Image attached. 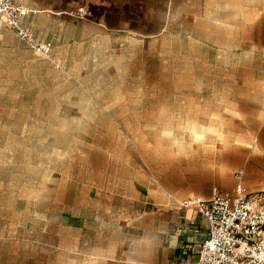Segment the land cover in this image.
<instances>
[{
    "label": "rangeland",
    "instance_id": "rangeland-1",
    "mask_svg": "<svg viewBox=\"0 0 264 264\" xmlns=\"http://www.w3.org/2000/svg\"><path fill=\"white\" fill-rule=\"evenodd\" d=\"M43 4L49 59L0 24V264L74 250L61 218L133 252L155 204L264 191V1Z\"/></svg>",
    "mask_w": 264,
    "mask_h": 264
},
{
    "label": "crops",
    "instance_id": "crops-1",
    "mask_svg": "<svg viewBox=\"0 0 264 264\" xmlns=\"http://www.w3.org/2000/svg\"><path fill=\"white\" fill-rule=\"evenodd\" d=\"M14 1L31 12L23 19V22L31 16H50L51 8H49V5L43 4L45 0ZM0 24H2V27H7L2 22ZM214 191L216 190L214 189L212 194ZM211 196L207 199H201L208 200ZM149 216L151 223L145 225L146 228L141 231L143 234L139 235L138 250L133 252L125 246V240L118 247L113 245V248L108 246L107 248L84 250L83 247L88 243V236L83 235L81 229L78 230L76 223L73 226L70 218H61L58 231L51 230L52 233L49 234L57 235L60 243L63 241L67 243L71 231L76 232V248L67 250V248H62L63 246L58 244L57 248L51 249L49 245V250L29 252L28 261L30 264H54L53 260L58 255L57 264H193L196 259L195 251L206 235L207 224L205 220L199 215H195L191 209L181 208L179 202L177 204L166 202L155 204ZM77 221L75 220V222ZM39 254L42 256H39ZM41 257L42 261L40 260Z\"/></svg>",
    "mask_w": 264,
    "mask_h": 264
},
{
    "label": "built area",
    "instance_id": "built-area-1",
    "mask_svg": "<svg viewBox=\"0 0 264 264\" xmlns=\"http://www.w3.org/2000/svg\"><path fill=\"white\" fill-rule=\"evenodd\" d=\"M30 13L14 0H0V22L35 55L49 59L51 44L38 41L23 25ZM236 177L240 179L241 173ZM179 206L207 224L193 264H264V191L247 193L238 182L232 194L214 191L208 200L187 198Z\"/></svg>",
    "mask_w": 264,
    "mask_h": 264
}]
</instances>
